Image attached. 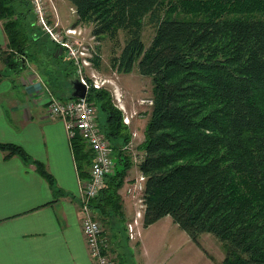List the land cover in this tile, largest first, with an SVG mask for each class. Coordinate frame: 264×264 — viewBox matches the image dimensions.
Returning a JSON list of instances; mask_svg holds the SVG:
<instances>
[{"label":"trees","instance_id":"trees-1","mask_svg":"<svg viewBox=\"0 0 264 264\" xmlns=\"http://www.w3.org/2000/svg\"><path fill=\"white\" fill-rule=\"evenodd\" d=\"M66 1L78 21L92 24L95 37L114 41L123 31L127 38L112 64L127 73L137 63L138 73L152 81L136 165L119 149L132 132L108 91L86 94L115 162L90 202L106 227L103 235L109 242L129 240L121 192L135 165L145 176L143 226L169 215L195 243L204 233L220 241L224 257L216 264H264V0ZM18 4L0 0L9 67L21 65L16 55L27 58L33 32L20 15L30 12L28 3L25 11ZM146 24L154 27L148 46L142 41ZM72 146L82 176L92 153L80 136ZM0 150L29 159L16 144L0 142Z\"/></svg>","mask_w":264,"mask_h":264},{"label":"crops","instance_id":"crops-1","mask_svg":"<svg viewBox=\"0 0 264 264\" xmlns=\"http://www.w3.org/2000/svg\"><path fill=\"white\" fill-rule=\"evenodd\" d=\"M54 3L60 26L67 27L71 23L62 20L59 3ZM6 46L0 19V67L6 68L0 69V142L16 144L29 156L28 160L6 157L0 150V264H96L89 255L79 211L80 183L88 173L81 176L77 168L73 139L63 121L48 112V91L66 100L73 97L72 86L56 81L49 70L38 69L27 58L25 66L9 67L3 58ZM127 210L132 216L133 208ZM121 237L110 242L114 264L128 260Z\"/></svg>","mask_w":264,"mask_h":264},{"label":"rangeland","instance_id":"rangeland-1","mask_svg":"<svg viewBox=\"0 0 264 264\" xmlns=\"http://www.w3.org/2000/svg\"><path fill=\"white\" fill-rule=\"evenodd\" d=\"M53 1L59 3L62 20L65 21L66 24H71L67 27H61L60 23L55 26L54 24L57 18L54 16L51 5L47 1L46 19L52 32L63 31L65 28H74L75 34L72 38L80 41L83 46L86 47L87 51H89L90 57L88 60L90 63L88 66L82 67V76L87 80L90 75L94 73L102 79H107L102 88L107 90L110 94L113 105L120 109L118 98H121L122 102L127 105L128 110L131 112L136 110L138 112V114L130 120L129 130L135 135L131 136V148L125 151L129 154L134 152L136 155L135 161H139L141 152L135 151L138 149L137 146L139 143L143 140L144 128L150 117V108L145 105H139L137 101L139 98L151 96V78L138 73L137 63H135L132 70L127 73L119 72L117 70V65L112 64V56H119L120 50L127 38L123 31H120L119 37H117V40L115 38L114 41L109 37L97 38L91 34L92 24L78 21V15L73 6L70 5V7H67V5L63 4L62 0ZM53 1L51 0V3L57 15H59L58 6L53 3ZM17 2L21 4H18V7H21L23 11L28 10L26 7L29 6L30 12L28 13L25 11V14L20 13V15L23 17V22L24 20L26 21L27 18V22L33 25V32L28 35L26 48L28 51L27 59L38 69L43 68L49 70V73L51 72V75H53L56 81L61 79L60 81L66 86H72L71 81L73 79H78L79 75L75 64L70 61L67 50L62 48L61 53H57V55L54 56V53H56V50L58 52L60 46L52 41L48 32L43 29L40 23H37V18L33 13L30 1L16 0V3ZM72 15L76 18L73 19ZM66 19L69 21L67 22ZM153 34L154 27L150 24H146L142 31V41L146 46L149 45ZM56 46L58 48H55ZM0 69L4 72L6 71V68L0 67ZM43 72L45 71L43 70ZM68 72H70V74ZM146 110L147 114L145 115L143 112ZM101 113V111H98L99 116H101ZM100 124H102L101 120ZM134 159L132 157L133 161ZM136 171L137 168L134 165L128 174L129 177H134ZM123 197L128 202L125 212L127 213L128 206L131 209L133 208L132 216L129 215L131 219L135 211V199H129L125 196L124 187ZM102 226L106 228L103 224ZM109 230L110 228L108 231ZM137 230L139 235L136 234L135 238L131 240L124 238L129 257L127 256L128 260H124L121 264H216V261H221L224 257L221 243L214 235L210 233L201 234L198 238L199 244L195 243L169 215L163 216L147 226H143L141 219H139Z\"/></svg>","mask_w":264,"mask_h":264},{"label":"built area","instance_id":"built-area-1","mask_svg":"<svg viewBox=\"0 0 264 264\" xmlns=\"http://www.w3.org/2000/svg\"><path fill=\"white\" fill-rule=\"evenodd\" d=\"M37 23H40L43 29L48 32L50 39L58 46L67 50L70 61L77 68L78 81L85 87V91L94 88L100 89L104 86L107 79L92 73L86 80L82 76V67L89 65V51L78 41L73 39L75 34L74 28H65L63 31L52 32L46 16L47 1L51 5L54 16L57 18L55 26L59 25L58 15L55 11L51 0H29ZM53 1V0H52ZM54 3V1H53ZM1 57V51H0ZM48 112L52 117L60 118L65 126V130L69 139L76 136L83 138L84 143L92 153V160L88 170V179L81 181L79 190V211L81 214L80 222L85 242L89 251V255L96 260V264H114L110 251V242L103 235V226L95 217L90 206L91 200L98 194L104 186V178L106 175L114 172L113 146L108 137H106L99 129L97 123V106L94 101H89L84 97H71L63 100L57 95L48 91ZM119 108L123 114V122L130 124V120L134 118L138 112L127 110L123 105L122 99L118 98ZM137 103L149 107L153 104L151 97L139 98ZM135 134H132L134 136ZM131 139L122 144L119 149L125 151L131 148ZM137 152V150L135 151ZM131 157L135 156L134 164L138 163L134 152L130 153ZM145 176L138 171L134 177H128L124 185V194L129 199H135V211L133 217L126 223V232L129 239L139 235L137 226L139 219H143L145 209L144 202Z\"/></svg>","mask_w":264,"mask_h":264},{"label":"water","instance_id":"water-1","mask_svg":"<svg viewBox=\"0 0 264 264\" xmlns=\"http://www.w3.org/2000/svg\"><path fill=\"white\" fill-rule=\"evenodd\" d=\"M61 51H62V48L59 47L58 53H61ZM55 55H57V53H55ZM15 61L19 62L21 66H25L27 63L26 57L23 55H19V54L15 56ZM71 83H72V89H73V92H72L73 97H84L86 95L85 87L77 79H73Z\"/></svg>","mask_w":264,"mask_h":264}]
</instances>
